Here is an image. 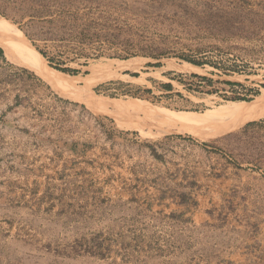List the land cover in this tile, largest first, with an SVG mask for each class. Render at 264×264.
Returning a JSON list of instances; mask_svg holds the SVG:
<instances>
[{"label": "rangeland", "instance_id": "374dc122", "mask_svg": "<svg viewBox=\"0 0 264 264\" xmlns=\"http://www.w3.org/2000/svg\"><path fill=\"white\" fill-rule=\"evenodd\" d=\"M39 12L164 55L60 72ZM0 33V264H264V0H0Z\"/></svg>", "mask_w": 264, "mask_h": 264}, {"label": "trees", "instance_id": "16d2710c", "mask_svg": "<svg viewBox=\"0 0 264 264\" xmlns=\"http://www.w3.org/2000/svg\"><path fill=\"white\" fill-rule=\"evenodd\" d=\"M65 12L66 11H62L63 14H65ZM72 15V21L69 22L63 15L53 17V14L51 13L39 12L31 15L32 18L27 22V27L31 26V29L34 31L30 33L28 30H25L26 35L33 43L32 45L44 58L47 59L49 66L60 72L62 71L63 73L65 72L72 75L78 74L80 69L68 66L67 63L78 61L81 58H85V61L81 64L88 65V59L98 58L103 55L121 59H126L138 54L151 56L153 58H160L164 55V53H158L159 51L154 53L149 51V49H144L145 47H141V45H134L135 42L131 40V33L123 29L118 30V28H115L113 31L105 32L103 34L104 36H102V33L98 32L100 31L99 25H101L98 19L89 20V22H86L85 27L81 28V24L77 23L79 22V17L75 14ZM70 41H74L77 47L68 45V42ZM97 41L104 43L106 46L105 51L99 53H90L87 51V49ZM134 46H137L138 49L135 50ZM146 48L149 47L146 46ZM0 54H3V49L1 47ZM183 58L195 65L203 64L202 62L190 59L189 57ZM151 64L152 63H150V65ZM153 64L156 66L161 65L160 62ZM132 74L137 75V73ZM190 76L199 80V83H197L196 86L194 85L195 87H193V85H187V88L191 90H201L202 88L212 87L215 82L212 78L197 73L191 74ZM225 83L243 86L241 83H233L231 81H225ZM162 87L166 91H172L174 89V86L171 83H164ZM147 90L149 91L150 89ZM214 90L215 89H207L206 92L214 93ZM248 92L250 93V96L238 94L233 95L228 99L250 101L259 94V91L254 89H250ZM153 152L155 157L161 158L156 150L153 149Z\"/></svg>", "mask_w": 264, "mask_h": 264}, {"label": "bare ground", "instance_id": "6f19581e", "mask_svg": "<svg viewBox=\"0 0 264 264\" xmlns=\"http://www.w3.org/2000/svg\"><path fill=\"white\" fill-rule=\"evenodd\" d=\"M0 37L9 41L8 38L6 36L2 35L1 33H0ZM168 67H170V68H172L178 72H182V73H199V72L203 71V69L201 67L194 65V64H191V63H188V62H185V63L172 62L168 65ZM231 103H234V102H231ZM232 108H237V107H232ZM148 119H150L152 122H155L156 124H164V123L168 122L166 120H162L161 118H148ZM173 119L177 120L176 118H173Z\"/></svg>", "mask_w": 264, "mask_h": 264}, {"label": "crops", "instance_id": "0c3cea01", "mask_svg": "<svg viewBox=\"0 0 264 264\" xmlns=\"http://www.w3.org/2000/svg\"><path fill=\"white\" fill-rule=\"evenodd\" d=\"M235 264H243V263H238V262H237V263H235Z\"/></svg>", "mask_w": 264, "mask_h": 264}]
</instances>
